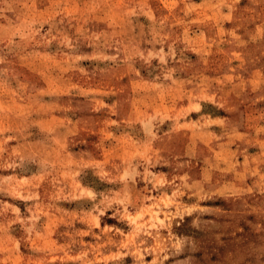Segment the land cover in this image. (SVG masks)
Listing matches in <instances>:
<instances>
[{
    "label": "rangeland",
    "instance_id": "rangeland-1",
    "mask_svg": "<svg viewBox=\"0 0 264 264\" xmlns=\"http://www.w3.org/2000/svg\"><path fill=\"white\" fill-rule=\"evenodd\" d=\"M0 264H264V0H0Z\"/></svg>",
    "mask_w": 264,
    "mask_h": 264
}]
</instances>
